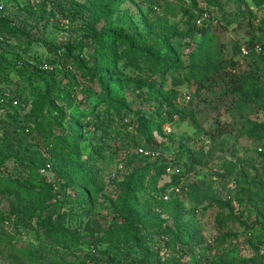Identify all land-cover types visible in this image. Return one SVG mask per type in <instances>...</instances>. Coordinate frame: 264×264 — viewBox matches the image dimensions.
<instances>
[{
  "label": "rangeland",
  "instance_id": "obj_1",
  "mask_svg": "<svg viewBox=\"0 0 264 264\" xmlns=\"http://www.w3.org/2000/svg\"><path fill=\"white\" fill-rule=\"evenodd\" d=\"M168 1L178 2V0ZM4 2H6L7 11L14 12L13 14L16 15L15 18L24 33L19 38L1 41L0 52L4 50L5 55L3 59L0 58V63L3 64L4 69H7L22 62L25 69L28 70L26 76L30 71L39 76L33 75L29 80L27 77H23L25 73L23 71L14 73L13 79L16 81L13 86L6 79L4 80L5 70L0 68V93L9 89L14 95L19 93L24 98V101L22 99V108L15 110L18 121L15 125L11 124V118L7 116H4L3 119L0 118V138H3V131L6 129L10 134H15V137H11L10 140L12 150H17V157L29 158L32 162L35 161L34 164L37 163L38 158L41 160L47 156L42 167L39 168V173L46 176L48 180L54 181L52 192L57 193L52 200L53 203L48 208H43L40 215L44 218V216L52 214V218L55 219L59 207L62 205L72 213L71 219H66V222L68 226L78 230L80 240L75 244L73 241L65 239L62 234H58L55 239H52L44 234V227L35 226L25 228L18 236V233L15 232L17 228L10 222L0 224V231L2 227L6 231L0 236V264H11L7 243L13 238L17 239L20 244L39 247L48 252L57 250L56 252L62 254L67 261H77L85 253L90 252L96 261L90 260L91 264H141L142 260L144 264L145 256L134 244V239L125 243L120 240L122 235L117 234L112 239L94 240L96 237H100L101 231L112 220L107 216H110L109 214H112L111 212L115 208L113 199L116 200L119 192L117 182L126 174L125 169L122 168V162L118 159L119 155L106 150L105 157L96 162L102 176L101 182L105 187L102 195L92 198L91 201L88 200L91 212L83 214L76 200L77 189L73 188L67 192L60 190L61 180L56 173L53 159H50L46 154V149L51 142H58L63 133L62 128L66 127L67 129L70 121L75 120L74 117L70 118V114L77 116L78 111L74 109L75 107L83 108L88 103L100 101L98 83L94 79L83 78L81 72L83 69H87L95 74L100 73L106 65L107 53L103 52L101 48L95 51L80 45L81 42L87 41L85 37L86 20L95 21L94 27L99 32L108 30L111 24H117L129 33L142 34L146 41L155 46L156 39L152 34L153 23L157 14L161 12V8L150 11V4L146 0H124L117 10L104 14L99 0H0V4ZM184 2L191 8H194L193 5H195L198 8L206 6L210 9L212 24H216L214 32L218 37L217 46L222 56L227 59H239V70L247 69L250 58L239 55L235 51V46L247 44L253 27L247 24V21L242 20L227 23L225 16L229 12L236 13L238 8H242L246 14L254 16L252 17L253 23L258 24L264 19V4L256 6L254 0H184ZM217 19L223 23L218 24ZM170 20L179 21L182 27L185 18L181 13H178L174 18L170 17ZM258 33V31L255 32V34ZM183 48L180 49L183 50ZM63 50L70 51V56L76 58L81 66L74 65L72 58L68 54H64ZM182 56L186 57L185 54ZM45 61L49 65L50 72H43L39 68V62ZM66 71L73 74L78 85L71 82L70 75L64 74ZM108 72L110 79H114L118 74L134 76L141 70L134 71L129 67L118 65L117 68L110 67ZM171 76L172 71L169 70L166 75L167 82L170 81ZM157 80L158 77L154 79L155 82ZM69 83L70 87L64 88L65 84ZM147 90L146 87L139 92L128 86H120L115 82L110 83V92L119 101H124L133 109L141 107L146 112H154L157 108L156 103L154 104L156 101L150 99L151 96ZM179 90L178 101L180 102L182 98L186 101V96H190L194 92V87L182 85ZM63 94L65 100L72 98L73 109H64V116H55L54 112L49 111L51 117L48 119L51 121L45 125L43 122L41 123L45 130L39 139L32 138L22 131L20 123L28 116L27 114L31 113L32 106L36 101L46 99L47 103L51 100L53 104L60 105L63 104ZM231 98L229 96L218 100L214 95L212 100L207 103L199 102L196 120L202 130L195 129L187 121L178 120L176 115H174L176 120L163 122V130L166 123H170L172 126L170 132L172 140L165 139L163 142L165 150H163V154L161 153L162 149H160L161 151L157 150V156L172 157L176 161L174 165L180 167L184 176L179 193L170 192L172 185L167 188L165 192L169 197L166 200L175 197L184 199L186 211L181 214V217L198 228L197 236L202 235L203 240L196 243L197 239L186 234V231L183 230H179L178 235V227H175L174 219L163 214L162 218L168 217L164 224L170 226L176 236H172L170 231H162L161 234H158L157 232L164 228L163 225L154 227L152 224H148L144 229L142 228V234H147L151 230L157 231L152 233L151 238L154 242L152 247L154 250H158L160 258L147 264H172L177 257H179V261H176V264H211L214 258L219 259L222 256V252H226V256L231 257L233 263L244 264L242 262L244 261L245 264H264V201L258 195L254 196L251 201H244L241 204L235 199L241 185L246 186L249 176L258 174L264 179V156L259 154L260 151H264V139L255 140L240 135L239 128L243 123V118L236 111L235 101H232ZM47 103L43 115L48 113ZM249 111L251 118L264 119V110H257L250 106ZM39 116L43 117L41 112ZM53 117L58 118L59 124L61 123L65 127L54 123ZM92 121L94 120L92 119ZM81 131L85 136L84 141L80 143L81 150L83 153H87L90 150L89 142H97L102 139L99 138L101 129H96L90 123V125L84 126ZM1 144L3 143L1 142ZM133 149L129 144L127 150L132 152ZM136 159L135 166L145 162L141 158L137 157ZM19 162L11 157L8 163L9 171L14 174L22 173L23 167ZM184 167L187 169L186 177ZM242 171H244L243 175L246 180L243 178ZM167 176H169L167 180L170 179L171 175ZM164 180L166 177H163L159 184H163ZM193 182L199 184L201 189L204 188L206 194L210 196L201 204L191 202L187 197L186 184ZM214 198L216 200L219 198V201H215ZM12 199V195L0 191V211H7ZM88 199L90 198L88 197ZM146 211L147 207L143 206L140 208L141 214H139L144 215ZM217 215L228 217L218 223ZM222 233L230 236L221 238L219 234ZM167 238L169 244L165 245ZM172 238H175V242ZM95 241L96 243H94ZM189 244H193L194 249H189ZM37 252L41 251L38 249ZM48 260H51V256L48 257Z\"/></svg>",
  "mask_w": 264,
  "mask_h": 264
},
{
  "label": "trees",
  "instance_id": "obj_2",
  "mask_svg": "<svg viewBox=\"0 0 264 264\" xmlns=\"http://www.w3.org/2000/svg\"><path fill=\"white\" fill-rule=\"evenodd\" d=\"M123 1L99 0V5L105 14L117 10ZM146 1L150 4V11L161 8V12L157 14L153 23L152 34L156 39L155 46L146 41L142 34L129 33L117 24H111L108 30L99 32L94 27L95 21L86 20L85 37L87 41L81 42L80 45L95 51L101 48L103 52L107 53L106 65L100 73L95 74L87 69H83L81 72L83 78L94 79L98 83L100 101L84 106L79 104L83 108L75 107L74 109L78 111L77 116L70 114V118L74 117L75 120L70 121L67 129L61 123L59 124L58 118L53 117L54 123L65 128H62L63 133L58 142H51L46 149V154L50 159H53L56 173L61 180L60 190L67 192L73 188L77 189L76 200L83 214L91 212L89 201L102 195L105 187L101 182L102 176L96 162L105 157L106 150L119 155L118 159L122 162V168L125 169L126 174L117 182L119 192L116 200L113 199L115 208L111 212L112 214L107 216L112 220L101 231L100 237H96L94 240L112 239L117 234L122 235L121 239L119 237L118 239L125 243L134 239V244L145 256L144 264L160 258L158 250H154L152 247L154 242H152L151 235L157 231L151 230L147 234L141 232L148 224H152L154 227L163 225L164 228L159 230L158 234H161L162 231H170L172 236H176L171 227L164 224L168 217L162 218L163 214L174 219L173 223L175 227H178V235L179 230L186 231V234L197 239L196 243L202 242L203 236L198 237V228L190 221L182 219L181 214L186 211L184 199L175 197L164 200L162 198V194L167 188L176 183V178L173 176L167 180L169 176L164 173V168L167 164H174L176 161L172 157L167 158L161 155L155 158L145 157L136 152V147L142 146L151 150L162 149L160 151L163 154V150H165L163 142L165 139L172 140L170 138L172 133H165L162 124L167 120L172 121L174 115L178 120L187 121L195 129L202 130L196 120L198 104L200 101L205 103L211 101L214 95L218 100L230 96L232 101H235L236 111L243 118V123L239 128L240 135L255 140L264 139V119L258 120L249 116L250 106L257 110H264V56L251 50L248 55L250 58L248 68L239 70V59L223 57L217 46L218 37L214 32L216 24H212L213 19L209 8L206 6L198 8L195 5H193L194 8H191L185 5L184 0H178L176 3L168 0ZM254 3L256 6H260L264 4V0H254ZM204 11L208 16L197 23L196 21ZM13 13L7 11L6 2L0 4V45L1 41L19 38L24 33ZM178 13H181L185 18L182 27L179 21L170 20V17L174 18ZM225 17L227 23L242 20L247 21L246 23L253 27L245 46L252 48L255 44H260L264 47V19L258 24H254L252 21L254 16L246 14L242 8H238L236 13L229 12ZM216 21L218 24L223 23L219 19ZM256 31L259 33L255 34ZM181 47H184L183 50L180 49ZM240 48L241 46H235V51L239 55ZM63 53L72 58L70 51L63 50ZM182 54H185L186 57L183 58ZM4 55L5 52L2 50L0 58L3 59ZM72 60L74 65H80L76 58H72ZM44 64L48 65L46 61L39 62L40 70L50 72V68H43ZM118 65L129 67L134 71L141 70V72H137L134 76L118 74L114 79H110L108 69L110 67L117 68ZM0 68L4 69L2 63H0ZM4 70V80L6 79L13 86L16 81L13 79L14 73L23 71L25 72L23 77H27L29 80L33 75L39 76L33 71L28 72L26 76L28 70L25 69L22 62ZM169 70L172 71V76L167 82L166 75ZM64 74L70 75L71 82L78 85L73 74L69 71ZM144 74L145 77H143ZM156 77H158L157 82L154 81ZM113 82L120 86L131 87L139 92L147 87V93L151 96L150 99L156 101L154 104L156 103L157 108L154 112H146L141 107L133 109L124 101H119L110 92V83ZM182 85L193 86L194 92L188 100L185 101L182 98L179 102V87ZM69 87L70 83L64 86V88ZM73 95L75 94L73 93ZM0 97L5 98V102L0 103V118L3 119L4 116H7L11 118V124L15 125L18 122L15 110L22 108V99L24 101V98L19 93L14 95L9 89L0 93ZM64 98L63 94V104L60 105L53 104L51 100L47 103L46 99L36 101L32 106L31 113L27 114L28 116L20 123L22 131L32 138L39 139V136L44 134L45 123L51 121L48 119L51 117L49 111L54 112L55 116H64V109H73L72 98H66V100ZM46 103L48 113L43 115ZM40 112L44 118L39 116ZM42 122L44 125H41ZM90 123L96 129H101L99 138L102 139L97 142H89L90 150L83 153L80 143L84 141L85 136L81 129ZM3 134V138H0L3 143L0 142V191L12 195L13 199L10 201L7 211H0V224L10 222L17 228L18 231L15 230V232L18 233V236L30 226L44 227L46 236L55 239L58 234H62L65 239L77 244L80 240L79 232L76 228L68 226L66 222L71 219L72 213L62 205L59 207L55 219L52 218V214L44 216V218L40 215L43 208H48L53 203L52 200L57 193L52 192L54 181L48 180L46 176L39 173V168L42 167L47 156L44 155L45 157L41 160L38 158L36 164L29 158L17 157V150H12L10 141L11 137H15V134H10L7 129L3 131ZM129 144L134 148L132 152L127 150ZM259 154L264 156V151H260ZM11 157L20 161L19 164L23 167L22 173L14 174L9 171L8 163ZM137 157L145 162L135 166ZM243 174L244 171H242ZM184 175L187 176L185 167ZM163 177H166V180L163 181V184H159ZM243 178L246 180L244 175ZM186 187L187 197L191 202L201 204L206 198H210L209 194H206V190L201 189L197 183L186 184ZM257 195L264 201V179L258 174H254L249 176V180H246V186L241 185L235 199L241 204L244 201H251ZM214 199L219 201V198ZM143 206L147 207V211L144 215H140V208ZM226 217L228 216L217 215L216 221L221 223ZM5 232V228L2 227L0 236ZM219 235L221 238L230 236L225 233ZM172 239L175 242V238ZM168 244L167 238L165 245ZM7 247L11 264H55L58 262L61 264H91L90 260L96 262L90 252L85 253L77 261H67L62 254L56 252L57 250H49L50 254L39 247L20 244L15 238L8 241ZM188 248L194 249L193 244H189ZM38 249L41 252L38 253ZM221 255L219 259L214 258L211 264H237V262L233 263L231 257L226 256V252H222ZM49 256H51V260H48ZM176 261H179V257L175 258L172 264H176ZM242 262L245 264L244 261ZM140 263L143 264V260Z\"/></svg>",
  "mask_w": 264,
  "mask_h": 264
},
{
  "label": "built area",
  "instance_id": "obj_3",
  "mask_svg": "<svg viewBox=\"0 0 264 264\" xmlns=\"http://www.w3.org/2000/svg\"><path fill=\"white\" fill-rule=\"evenodd\" d=\"M207 16H208L207 12L204 11L202 13V16L196 22L200 23L202 18H205ZM251 50L253 52L259 53L262 56H264V47L262 45H260V44H255L254 46H252V48H249V47H247L245 45L241 46L240 55L242 57H246V56H248L251 53ZM43 68L44 69H48L49 66L44 64ZM186 99L188 100L189 96H186ZM4 102H5V98L4 97H0V103H4ZM13 104H15V101H13ZM173 120H176L175 116L173 117ZM164 131H165V133H170L172 131V126H171L170 123H166L164 125ZM135 150H136L137 153L142 154L145 157L154 158V157H157V155H158V151L157 150L145 149L142 146L136 147ZM120 167H122V166H120ZM164 173L166 175H171V176L176 178V183L172 185V187L170 189V192H173L175 194L179 193L180 189L182 188L181 187L182 186V182L184 181L183 172L180 169V167H178V166H176L174 164H167L165 166V168H164ZM163 195H164L163 196L164 200L168 199L169 196H168L167 192H165Z\"/></svg>",
  "mask_w": 264,
  "mask_h": 264
}]
</instances>
